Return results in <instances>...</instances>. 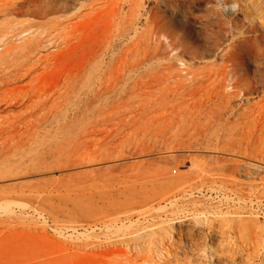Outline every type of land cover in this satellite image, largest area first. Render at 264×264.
<instances>
[{
  "label": "rangeland",
  "instance_id": "1",
  "mask_svg": "<svg viewBox=\"0 0 264 264\" xmlns=\"http://www.w3.org/2000/svg\"><path fill=\"white\" fill-rule=\"evenodd\" d=\"M36 1L55 12L0 14V264H264V59L188 35L264 33V0L166 9L184 52L134 0ZM230 53L241 90L212 76Z\"/></svg>",
  "mask_w": 264,
  "mask_h": 264
},
{
  "label": "bare ground",
  "instance_id": "2",
  "mask_svg": "<svg viewBox=\"0 0 264 264\" xmlns=\"http://www.w3.org/2000/svg\"><path fill=\"white\" fill-rule=\"evenodd\" d=\"M194 1L198 6H200L206 0H134L132 12H142V14L144 15V25L145 26H144L143 30L140 31V35H150L151 37L154 38V40H156V42H158L159 39L162 38L163 41L165 40L168 42V45L170 47L178 48L179 52H184L185 50H188L187 49L188 46H186V44H184V42H182V40H180L179 37L175 38V36H174V35H185V34H181L179 32H176L172 28L171 24L165 19L164 12L166 9L169 8V9H172L173 11H175L176 13H179V12H180V14L186 13L190 9L191 6H194L193 5ZM146 2L149 3L150 6L145 7L144 4ZM160 3L162 4V8L159 7ZM235 3H237V2H235ZM106 5H108V4H106ZM237 9L240 10V7L238 5H237ZM55 10L56 9H54L53 6L41 5L36 0H0V14L2 16H4V15L9 16V20H11V21L16 20L15 18H17V17H24V16L45 17L48 14L55 12ZM140 15L135 18V20L133 21L134 23H135V21L136 22L139 21ZM213 16H214V14H213ZM211 18L207 17V19H205L202 22V26H197L195 29H193V32H191V33L189 31L188 35H194V34L200 35V33H202V32L206 33L208 31H209V33H208L209 35H220V34L221 35H254V36H250V37H248V36L242 37L240 40L237 41V43L235 44L236 46H234L232 48L235 49L242 42H245L247 39H251V40H253L254 46H255L253 52H255V54H260L262 56V59H264V36H262V35H264V33L258 29V26L255 23H252L250 25L247 24L244 27L245 23L243 20H248V17L246 14L242 15V19L230 18L229 20L220 21L217 16H214L213 19H211ZM16 22L20 23L22 21H16ZM256 23H258V22H256ZM259 25H261V23ZM237 26H239V27L241 26V27H243V29L237 30V33L233 34L231 29H232V27L236 29ZM210 27H211V29H209ZM241 27H240V29H241ZM124 30L125 31L130 30V25H126L124 27ZM74 32L75 31H73V33ZM192 33H194V34H192ZM78 34H80V33H78ZM232 58H233V55L230 53L227 57V61L231 62V68L232 69H229L227 64H224L226 66L225 67L222 66L221 71L219 73H216L213 71L214 74H212V76H214L215 80L217 79V77L219 75L221 76V78L219 79L220 81H218V82L221 83L220 85L223 88H227L226 86H228L229 88L233 87V88H237L238 90H241L240 88L242 87V85L245 86V84H247L248 82L243 76H234L235 75L234 71L236 70L235 69L236 65L233 63ZM48 63H50V62H48ZM233 81H234V83H233ZM252 88H251V90H252ZM242 91H244V90H242ZM217 93H219V92H217ZM239 95H241V94H239Z\"/></svg>",
  "mask_w": 264,
  "mask_h": 264
}]
</instances>
